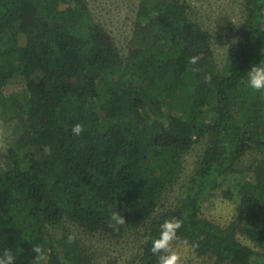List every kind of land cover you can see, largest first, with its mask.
<instances>
[{"label":"trees","instance_id":"trees-1","mask_svg":"<svg viewBox=\"0 0 264 264\" xmlns=\"http://www.w3.org/2000/svg\"><path fill=\"white\" fill-rule=\"evenodd\" d=\"M247 2L221 72L186 0H140L125 61L85 0H0V119L9 126L0 139V254L34 264L38 244L47 264H101L108 254L93 242L130 236L155 215L127 264H158L145 237L173 217L183 222L177 240L215 264H264V160L254 173L238 168L253 151L264 156V93L247 76L264 61V0ZM14 83L24 87L6 92ZM192 152L182 196L158 211ZM233 173L240 178L224 184ZM215 190L236 197L223 224L203 214ZM115 211L126 222L119 231L109 226Z\"/></svg>","mask_w":264,"mask_h":264},{"label":"rangeland","instance_id":"rangeland-1","mask_svg":"<svg viewBox=\"0 0 264 264\" xmlns=\"http://www.w3.org/2000/svg\"><path fill=\"white\" fill-rule=\"evenodd\" d=\"M90 9L94 20L102 25L113 37L120 54L124 57L127 55L128 41L133 40V32L137 16V8L140 0H85ZM248 0H186L188 4V17L198 24L202 29L207 30L211 37L210 47L217 69L224 72V65L227 57V44L238 38L239 27L244 21L248 8ZM264 24V17H263ZM23 83H14L7 85L6 92H12L16 89L23 88ZM5 91V89H4ZM175 114L173 110L168 113ZM167 112H165L166 114ZM200 118H205L206 114L202 109ZM9 126L2 123L0 119V139L7 136ZM195 152L190 153L185 157L183 168H181L175 182L170 189L164 193L161 202L158 205V211L172 207L176 200L182 196L186 181L194 168ZM264 160V156L256 151L242 160L238 168L246 170L245 167L250 165V173L257 171L256 166L259 161ZM240 173H233L223 179L224 184L240 178ZM213 195L203 203V214L216 221L217 223H226L234 217V203L236 197L231 200L221 196L220 190L213 191ZM152 220H155V215L150 216L144 221H140L131 226V235L125 236L118 241L99 240L93 242L96 247L102 246L105 248L103 252L106 255L101 264H127L129 257L136 251L138 247H142L143 236L150 228ZM75 233L77 230L71 228ZM55 232V231H54ZM56 236H60L55 232ZM174 249L179 251L182 256V264H215L214 258L208 255L199 254L194 246H190L184 240L174 241ZM139 250V248H138ZM256 262L263 263L259 259Z\"/></svg>","mask_w":264,"mask_h":264},{"label":"clouds","instance_id":"clouds-1","mask_svg":"<svg viewBox=\"0 0 264 264\" xmlns=\"http://www.w3.org/2000/svg\"><path fill=\"white\" fill-rule=\"evenodd\" d=\"M198 56L189 57V64L193 65V72H200L201 69L196 67L199 61ZM248 84L251 89L257 92L264 93V61H261L258 65L254 64L249 71H247ZM206 82H211V76H205ZM85 131L84 126L81 123H76L71 132L74 136H80ZM125 219L123 215H120L118 211H115L110 216L109 226L113 228L114 231H119L121 225H124ZM183 226V222L178 218L165 219L160 225V232L158 236L145 237V242L151 241V246L149 251L158 257V264H182L181 253L174 249V241L177 240L178 230ZM76 236L69 234L68 243H74ZM33 252L35 256L33 257L34 264H47L49 259L45 250L38 244L34 245ZM16 258L12 251L5 249L2 254H0V264H15Z\"/></svg>","mask_w":264,"mask_h":264}]
</instances>
